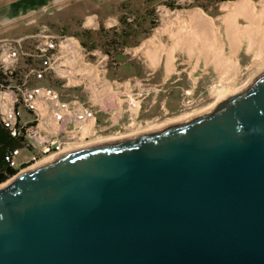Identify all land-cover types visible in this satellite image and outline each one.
<instances>
[{
    "label": "water",
    "instance_id": "95a60500",
    "mask_svg": "<svg viewBox=\"0 0 264 264\" xmlns=\"http://www.w3.org/2000/svg\"><path fill=\"white\" fill-rule=\"evenodd\" d=\"M4 184L0 264H264V73L211 112Z\"/></svg>",
    "mask_w": 264,
    "mask_h": 264
},
{
    "label": "rangeland",
    "instance_id": "374dc122",
    "mask_svg": "<svg viewBox=\"0 0 264 264\" xmlns=\"http://www.w3.org/2000/svg\"><path fill=\"white\" fill-rule=\"evenodd\" d=\"M236 1L238 0H107L103 8L104 17L94 26H85L77 19L74 27L50 28L59 35L73 37L78 41L76 46L79 49L75 51L77 56L74 65L79 76L70 78V83L77 85L75 93L64 89L66 81L59 78L50 79L46 85L53 86L62 93L70 92L83 103L88 100L91 90L93 96L98 95L95 83L110 86L113 81H117L126 87L130 96L135 94L142 100L139 113L134 112L133 122L126 120L125 129L75 143L71 148H86L97 145L102 140H122L159 131L169 125L211 112L222 101L247 90L263 74L264 68L261 61H256L254 54L248 53L247 45L237 56L239 70H222L216 63L210 64L196 56L190 59L186 50L182 49L176 51L175 61L169 69L166 54L161 55L157 65L155 62L158 55H153L162 47L165 50L172 47L166 29L170 23L176 24L177 14L201 9L217 26L223 28V19L227 15L224 8ZM253 1L258 4L260 0ZM107 18L112 21H107ZM239 21L241 25H245L243 19L240 18ZM229 52V42L226 40V57ZM131 87L133 91H130ZM185 118L187 120L180 122ZM32 156L36 160L24 166L19 173L51 157L36 153H31L28 157ZM26 158L20 157L19 162Z\"/></svg>",
    "mask_w": 264,
    "mask_h": 264
},
{
    "label": "built area",
    "instance_id": "2783aa9c",
    "mask_svg": "<svg viewBox=\"0 0 264 264\" xmlns=\"http://www.w3.org/2000/svg\"><path fill=\"white\" fill-rule=\"evenodd\" d=\"M73 46L72 38L44 26L20 38L10 37L0 28V124L12 137L23 140V147L7 158L15 169L35 161V156L28 157L31 153L44 157L64 154L82 126L95 125L93 105H84L72 93L45 84L59 78L66 81L64 89H69V73L61 76L58 70L67 68L61 59ZM141 101L135 94L126 97L132 119L136 108L139 113ZM22 156L27 158L19 162Z\"/></svg>",
    "mask_w": 264,
    "mask_h": 264
},
{
    "label": "crops",
    "instance_id": "0c3cea01",
    "mask_svg": "<svg viewBox=\"0 0 264 264\" xmlns=\"http://www.w3.org/2000/svg\"><path fill=\"white\" fill-rule=\"evenodd\" d=\"M106 3L107 0H0V28L7 30L10 37L20 38L35 34L43 26L53 29L74 27L77 19L90 27L104 17L103 8ZM107 19L109 22L112 21L111 18ZM71 38L75 46L66 50V55L61 59V64L67 68L58 70L61 76L69 73L70 78L79 76L74 65L77 56L75 51L79 49L76 46L78 41ZM70 78L68 88L75 93L77 85L70 83ZM89 86L91 87V84ZM94 87L98 95L93 96L91 90L88 100L81 103L95 107L97 113L95 125L82 126L75 143L117 133L126 128V120L129 122L134 120L127 109L126 97L130 95L125 86L113 81L110 86L106 83H95ZM130 91H133L132 87Z\"/></svg>",
    "mask_w": 264,
    "mask_h": 264
},
{
    "label": "bare ground",
    "instance_id": "6f19581e",
    "mask_svg": "<svg viewBox=\"0 0 264 264\" xmlns=\"http://www.w3.org/2000/svg\"><path fill=\"white\" fill-rule=\"evenodd\" d=\"M224 10L227 11V15L223 19V28L217 26L214 20L201 9L177 14V25L170 23L166 29L168 30L172 47L168 50L162 47L153 54L155 56L158 55L155 65L159 63L161 55L166 54L167 65L170 69L175 61L176 51L182 49L186 50L190 59L196 56L198 59H205L210 64L216 63L222 70H239L237 56L245 45H247L248 53L254 54L257 58L256 61H261L264 64V0H260L258 4L253 0H238L225 6ZM240 18L244 20L245 25L240 24ZM226 40L229 42L230 47L228 57L225 55ZM262 72L264 73V68ZM228 91H231V89H228ZM135 112H138V108H136ZM187 118L181 119L180 122L187 120ZM165 127L167 126L165 125ZM120 139L118 138V140ZM112 142H114L112 139H108L102 140L99 143ZM83 148H70L64 154ZM61 155L48 157L37 165L27 169V171H33L43 165L49 164Z\"/></svg>",
    "mask_w": 264,
    "mask_h": 264
},
{
    "label": "trees",
    "instance_id": "16d2710c",
    "mask_svg": "<svg viewBox=\"0 0 264 264\" xmlns=\"http://www.w3.org/2000/svg\"><path fill=\"white\" fill-rule=\"evenodd\" d=\"M227 1V0H222ZM23 147V140L21 138H14L11 134L0 124V185L7 182L9 179L16 176L23 168L15 169L10 166L7 158L11 156L15 149Z\"/></svg>",
    "mask_w": 264,
    "mask_h": 264
}]
</instances>
